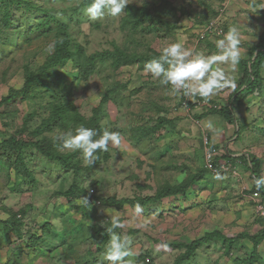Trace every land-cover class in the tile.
Instances as JSON below:
<instances>
[{
  "label": "rangeland",
  "instance_id": "1",
  "mask_svg": "<svg viewBox=\"0 0 264 264\" xmlns=\"http://www.w3.org/2000/svg\"><path fill=\"white\" fill-rule=\"evenodd\" d=\"M82 1L26 0L30 6L21 3L12 7L0 2V100L10 90L21 89L24 65L36 71L53 53L61 25L86 56L112 51L117 46L128 55L152 58L142 68L139 63L119 68L111 67V60L96 63L87 76L79 72V60L69 61L49 68L47 72L53 77L38 84L31 96L16 97L0 108V180L5 184V170L9 171L11 179L21 185L14 195L21 197L14 202L24 201L33 206L0 207V216L1 212L15 213L26 221L20 264H109L104 252L110 238L100 242L94 234L112 223V213L105 210L115 208L108 207L103 200L153 196L164 184L178 185L189 174H198V178L185 196L143 206L144 212L139 217H134V206L129 202L120 210L115 209L123 224L116 231L131 241L133 255L126 259L133 264H174L183 253L175 244L191 243L215 232L233 238L239 233L255 235L262 231L264 215L259 210L264 208V197L252 191L249 165L244 166L237 158H259L261 176L264 175V62L260 69L263 79L260 91L238 105L231 104L230 97L240 84L239 64L234 71L230 65H219L235 79L236 87H227L208 98L186 96L182 90L174 92L145 68L160 56L165 46L176 41L205 55L217 54L216 41L231 26L240 30V60L248 61L253 58L250 49L258 47L264 37V26L259 30L251 27L256 14L244 0H128V5H145L154 20L132 29L125 22V12L118 17L105 13L102 19L91 20ZM25 8L31 11L24 13ZM43 9L57 22H52L43 33L28 35L38 19H44ZM6 14L12 18L9 29L3 21ZM260 17L264 21V14ZM101 101L98 123L102 130L120 132L121 145L110 143L107 151L98 150L95 164L90 166L80 151L60 148L56 137L72 130L68 123L41 136L52 139L60 153L76 154L78 175L74 178L72 170L30 149L22 158L31 177L19 176L24 174L23 167L15 162V154L1 147L4 140L14 135L25 138V134L18 132L24 128L31 131L40 125L52 105H70L73 107L70 113L90 118L92 109ZM220 107H231L233 124H227L218 115L198 118ZM160 119L170 124L137 143L132 135L137 127L150 129ZM208 121L219 131L208 129ZM212 150L214 153L207 155ZM209 159H216L217 169L207 170ZM217 175L220 179H216ZM74 181L79 192L74 198L65 196ZM6 188L5 184L0 194L13 191L11 184ZM89 194L93 195L92 200ZM82 196L89 197L91 207L77 203ZM94 198L99 199L101 206L90 202ZM145 218L147 227H139ZM35 235L37 242L28 243V238ZM72 236L76 241L72 242ZM0 238L12 245L1 225ZM161 244L167 247H159ZM68 246L74 247L73 253L67 251ZM224 250L222 240L203 244L190 264H250L247 260L253 258V253L257 257L251 264H264V240L254 246L242 239L232 245L229 254Z\"/></svg>",
  "mask_w": 264,
  "mask_h": 264
},
{
  "label": "trees",
  "instance_id": "2",
  "mask_svg": "<svg viewBox=\"0 0 264 264\" xmlns=\"http://www.w3.org/2000/svg\"><path fill=\"white\" fill-rule=\"evenodd\" d=\"M2 4H5L7 7H12L14 5L19 6L21 3H26V0H0ZM91 3V0H83L82 6H88ZM31 5V4H30ZM27 4V6H30ZM44 13V19H38V22L36 25H34L29 31L28 35L31 34H37V33H43L45 32V29H47V26L49 27L52 25V22H57L52 16L49 15L47 10L43 9ZM26 11V12H25ZM31 10H28L25 8L24 13H28ZM36 11V10H35ZM47 15V16H46ZM125 22L131 26L132 29H137L138 27L148 24V22H154L152 16L150 15L147 7L145 5L142 6H132L128 5L125 9ZM4 26L8 29L10 28V25L12 23V18H10L9 14H6L3 16ZM60 23H56V25ZM62 32L60 34V37L55 39L54 45H53V53L44 61L42 66H40L36 71H33L29 68L28 65H24L22 67L23 70V85L21 89L13 91L10 90L9 94L5 97H2L0 100V108L3 107L5 104H9L14 98L16 97H29L32 95L33 90H35L36 86L43 82L44 79L53 77L52 74L48 73V69L51 67H55L58 65H62L63 63L71 61L72 63L77 62L79 60L78 66H79V72L83 74V76H87L88 74H91L93 72L94 67L96 66V63H103L108 60H111V67L113 68H119L123 65H131L134 63H139L141 68L144 66L152 57H149L147 55L138 56V55H128L125 53L123 49H120L119 47L115 46L112 51H104V52H96L89 56H86L83 52L82 47L73 42L70 39L69 34H67L66 29L63 25H61ZM6 29V30H8ZM264 33V32H263ZM257 51V54L254 58V60L249 59L248 61H241L239 62V67L242 72L240 84L238 85L237 91L234 92V94L230 97L232 99L231 104L236 103L242 104L244 101L247 100L248 97L257 94L263 83V79L261 77V65L264 62V37L260 38V44L257 47H253L250 49V55L253 57L255 52ZM242 85L245 87L244 89H241ZM230 102V101H229ZM187 106H192L191 104L185 103ZM101 107H102V101L99 103V105L96 108L92 109V115L90 118H85L80 116L78 113H70L71 107L66 106L65 104H56L52 105L51 109L48 112L47 118L43 119L37 127L32 129L31 131L27 130L26 128L21 129L18 134L23 135L25 134V138H21V136H11L8 137V139L4 140L2 144V148L7 149V151L15 154V162H19L23 167V173L19 176L22 178L31 177L30 173L27 172V169L24 165L22 155L24 152L33 149L39 154H41L45 159L51 162L57 163L62 168H65L66 170H72L74 173V178L78 175L79 169V163L76 158V154L69 153V155L60 153L57 148H55V144L52 141V139L47 137H42L41 135L50 132L53 128L56 127H62L68 126L67 124L70 123L72 126V130H74L78 126H85L89 128H93L97 130L98 133L103 132L101 129L98 119L99 114L101 113ZM232 107V105H231ZM231 107H220L219 109L212 108L206 112L201 117L198 118H204L208 115H218L220 116L227 124L231 125L234 123L235 118L234 114L231 110ZM166 124H170L169 121L165 119H160L159 122L156 124L155 127L152 128H146V127H137L136 132H133V137L136 139L137 143H141L142 140H144L148 135H150L153 132H156L159 130V128H162ZM218 157H220L218 155ZM240 162L244 164V166L249 165V169L254 181V178H258L261 176V161L259 158L255 156H249V160H246L244 157L240 156L237 158ZM233 160V159H231ZM234 161V160H233ZM213 168L217 169L218 165L216 162V159L212 160L210 159L209 167L207 170H211ZM7 171V170H6ZM19 172V170H18ZM20 174V173H18ZM18 176V177H19ZM197 175L189 174L180 184L178 185H171L169 183L164 184L160 188L157 189L155 194L153 196H146V197H136L134 199H121V200H115V199H105L103 202H106V205L108 207L115 208L117 210H120L125 202H129L131 205L135 206L136 204L143 206H147L148 204H153L156 202H160L161 200L169 197H175L178 195L185 196L188 194V192L191 190L193 183L197 180ZM252 191L258 192L261 197H264V187L257 189L254 182H252ZM18 190L17 188H15ZM19 191V190H18ZM79 192V189L75 185V181L72 183L69 190L65 193V196L73 197L76 196V194ZM89 196H93L90 195ZM97 200L96 198H94ZM92 200V197H91ZM94 205L98 206L96 204L97 201H91ZM100 202V201H99ZM101 206V203L100 205ZM0 223L3 225L4 230L9 232H15L16 234H19L22 228V222L17 219V214L12 213L9 214V218L5 221H0ZM108 228V227H107ZM107 228H100L95 231V235L98 238L100 242H106L110 238ZM19 236V235H18ZM37 238V239H35ZM72 238V242L76 241V239ZM79 238V235H78ZM82 237L81 239H83ZM25 239V238H24ZM23 239V240H24ZM246 239L252 243H254V246H256L261 240H264V229L260 231L259 233L255 235H248L245 233H239L237 236L233 238H228L220 235L219 233L215 232L211 235H204L203 237L196 239L192 241L191 243H180L175 244L176 248H179L183 251L175 260L174 264H190L193 257H195L196 251L203 246V244H208L209 242H212L214 240H222L224 245V252L226 254H229V251L236 242ZM28 243L31 240H34L37 242L38 237L31 236L28 238ZM36 244V243H35ZM27 247L28 244L26 245ZM73 248V249H72ZM74 247H69L67 251L69 253H73ZM253 258L250 257L247 261L252 262L255 261V258L257 257L255 253H253ZM15 264V263H13Z\"/></svg>",
  "mask_w": 264,
  "mask_h": 264
},
{
  "label": "clouds",
  "instance_id": "3",
  "mask_svg": "<svg viewBox=\"0 0 264 264\" xmlns=\"http://www.w3.org/2000/svg\"><path fill=\"white\" fill-rule=\"evenodd\" d=\"M127 6L128 0H91L84 11L91 20H97L102 19L105 13L112 17H118L125 12ZM250 7L255 9L256 4L253 2ZM260 9H264V4L260 5ZM240 35L237 26L229 27L227 32L223 34V38L216 41L218 52L213 55H205L203 52L194 51L185 47L181 41L170 43L162 49L158 58L152 59L145 66L146 71L159 78L163 84L170 85L174 92L179 93L182 90L186 96L208 98L227 87L235 88V79L228 76L219 65L227 64L230 65L233 71L236 69L241 59ZM256 54L257 51L252 60H254ZM206 126L210 130L219 131L211 121H208ZM56 139L60 142L61 149L80 151L85 163L90 166L95 164L98 150L107 151L110 143L115 146L122 143V135L118 131L105 129L101 134L97 130L83 125L64 132ZM216 179H220V176L217 175ZM253 182L257 189L264 187V175L254 178ZM89 192L94 193L92 190ZM77 203L84 207H91L88 196H82ZM96 204L99 206L100 202L97 201ZM105 211L112 213V223L107 228L110 239L106 245L104 259L109 264H133L131 259H126L133 255L130 248V239L116 231L117 228H123V224L119 219V211L115 209ZM143 212L144 209L141 205L136 204L134 206V217L141 216ZM17 219L26 228V221L22 219V216L18 214ZM147 223V218H145L144 223L138 226L147 227ZM159 247L165 248L167 246L161 244Z\"/></svg>",
  "mask_w": 264,
  "mask_h": 264
},
{
  "label": "crops",
  "instance_id": "4",
  "mask_svg": "<svg viewBox=\"0 0 264 264\" xmlns=\"http://www.w3.org/2000/svg\"><path fill=\"white\" fill-rule=\"evenodd\" d=\"M244 1L247 3V5H246V3L243 2V6H245V5L248 6L250 8L251 12L253 14H256L253 16L254 25L251 27H253V29H255V30L256 29L259 30V27L264 26V21L259 20V18H261L260 16L264 14V9H260V5L264 4V0H250L248 2L246 0H244ZM253 2L256 4L255 9L250 7V5ZM250 21H252V20H250ZM261 31H263V30H261ZM1 174L2 173L0 172V175ZM4 176H6V178H5L6 183L5 184H6L7 188L9 187V184H11L13 191H11L12 194L10 192L7 194L6 191H5L6 194H4V193L0 194V207H9V206L12 207L14 204H18V205H16L18 208L33 207L32 205L27 206V203L24 201H20V202L17 201L16 203L14 202V199H16L17 197L18 198L21 197V196H17V197L14 196L15 191L18 192V190H20L19 189V187L21 186L20 181L13 179V178L11 179V174L9 173V171H6V170H5ZM5 184H4L3 180H0V191L4 192L2 189L4 188ZM15 188H17L18 190H16ZM1 213L3 216H0V221H5L9 218L8 212L7 213L1 212ZM0 225L3 227V225L1 223H0ZM21 230H22V232L20 231L19 234H16L15 232H9V233L6 232L7 237L9 238L10 242L12 243V245H10V246H9V244L4 243L3 240L0 238V264H13V263L20 264L21 256H22L21 254H23L20 252H21L22 247H23L22 241L25 238L26 228L23 227V228H21ZM25 250H27V249H25ZM27 251H24V252H27ZM23 256H24V254H23Z\"/></svg>",
  "mask_w": 264,
  "mask_h": 264
},
{
  "label": "built area",
  "instance_id": "5",
  "mask_svg": "<svg viewBox=\"0 0 264 264\" xmlns=\"http://www.w3.org/2000/svg\"><path fill=\"white\" fill-rule=\"evenodd\" d=\"M209 28H212V26H210ZM205 144H206V142H205ZM212 153H214L213 150L211 151V153H210V151H207V155H212ZM209 161H210V159H209ZM259 211L261 212L262 215H264V208L261 207V209Z\"/></svg>",
  "mask_w": 264,
  "mask_h": 264
}]
</instances>
